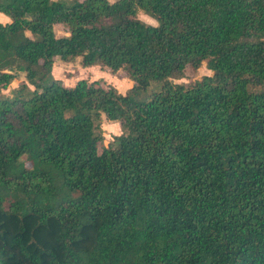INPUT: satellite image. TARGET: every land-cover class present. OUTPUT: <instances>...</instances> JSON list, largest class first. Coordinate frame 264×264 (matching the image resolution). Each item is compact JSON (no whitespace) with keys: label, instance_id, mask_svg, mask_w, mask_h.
I'll return each instance as SVG.
<instances>
[{"label":"trees","instance_id":"1","mask_svg":"<svg viewBox=\"0 0 264 264\" xmlns=\"http://www.w3.org/2000/svg\"><path fill=\"white\" fill-rule=\"evenodd\" d=\"M0 13V264H264V0ZM56 57L132 85H65ZM202 63L210 75L171 81ZM102 115L121 129L106 144Z\"/></svg>","mask_w":264,"mask_h":264},{"label":"rangeland","instance_id":"2","mask_svg":"<svg viewBox=\"0 0 264 264\" xmlns=\"http://www.w3.org/2000/svg\"><path fill=\"white\" fill-rule=\"evenodd\" d=\"M137 17L149 24L156 23L152 17L148 16L140 9L137 10ZM0 18L4 20V17L1 14ZM54 31L57 36L63 35L65 33L64 27L60 24L54 26ZM185 74L186 76L184 78H172L171 81L174 83L189 85L204 75H210L211 71L206 68L205 63H202L196 70H193L189 67L186 68ZM52 75L55 79L64 82L65 85H73L79 78L99 80L101 82L107 84L109 83L115 86L122 93L126 92L132 85V81L125 76L123 69L112 71L108 66H101L98 64L85 67L81 64V57H76L71 61H64L59 57H56L52 67ZM18 83L19 80L13 81L8 90L17 86ZM160 87L161 83L151 81L141 98H150L151 93L158 91ZM8 90H5L4 92H8ZM100 127L106 140L104 144H106L108 140H111L114 134H119L121 131L118 121L107 120L104 115H102Z\"/></svg>","mask_w":264,"mask_h":264},{"label":"crops","instance_id":"3","mask_svg":"<svg viewBox=\"0 0 264 264\" xmlns=\"http://www.w3.org/2000/svg\"><path fill=\"white\" fill-rule=\"evenodd\" d=\"M1 15H3V17H4V20L2 19V18H0V21L1 22H3V23H5V22H8L9 21V18L6 16V15H4V14H2V13H0ZM55 61V60H54ZM54 64V63H53ZM64 83V82H63Z\"/></svg>","mask_w":264,"mask_h":264}]
</instances>
